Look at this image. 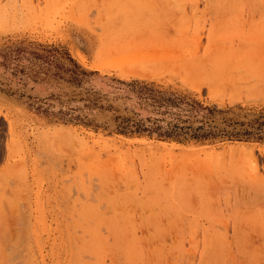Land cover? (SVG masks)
I'll list each match as a JSON object with an SVG mask.
<instances>
[{
    "label": "rangeland",
    "instance_id": "1",
    "mask_svg": "<svg viewBox=\"0 0 264 264\" xmlns=\"http://www.w3.org/2000/svg\"><path fill=\"white\" fill-rule=\"evenodd\" d=\"M263 14L264 0H0V49L95 73L0 67V264H264V143L111 132L114 114L151 115L120 82L223 111L218 125L263 112Z\"/></svg>",
    "mask_w": 264,
    "mask_h": 264
},
{
    "label": "trees",
    "instance_id": "2",
    "mask_svg": "<svg viewBox=\"0 0 264 264\" xmlns=\"http://www.w3.org/2000/svg\"><path fill=\"white\" fill-rule=\"evenodd\" d=\"M66 56L72 64L71 69H64L61 64L56 63L49 55L48 50L38 53L25 49H0V67L11 69L13 77L26 75L27 77L31 76V80L37 81V72L25 73V70L18 68V63L22 59L33 60L39 66L63 71L64 74L68 75L67 82L73 85H79L84 77L95 74L81 69L71 57ZM120 84L125 86L126 93L133 96L137 103L151 115L144 119H135L114 114L115 127L111 132L117 135L155 137L158 141L178 144L186 142L204 143L224 139L237 142L264 143V111L246 122H237L221 117V124L218 125L216 123L217 115L224 114L223 111L204 107L197 101L189 100L175 93L159 91L147 84L138 82H120ZM82 100L85 102L83 107L88 110H112L111 105L100 104L98 98L86 97ZM29 106L34 108L32 104ZM35 110L45 117L56 118L65 124L82 125L86 128L99 127L87 116L75 115L76 110L72 108L66 111L59 109L56 113L50 112L43 106L35 107Z\"/></svg>",
    "mask_w": 264,
    "mask_h": 264
},
{
    "label": "bare ground",
    "instance_id": "3",
    "mask_svg": "<svg viewBox=\"0 0 264 264\" xmlns=\"http://www.w3.org/2000/svg\"><path fill=\"white\" fill-rule=\"evenodd\" d=\"M264 15V14H263ZM261 29V28H260ZM260 35V34H259ZM260 38V37H259ZM264 43V42H263ZM263 46V45H262ZM263 48H264V46H263ZM262 49V48H261ZM264 54V53H263ZM264 56V55H263ZM263 56H262V58H263ZM124 76V75H123ZM113 166V165H112ZM253 166V165H252ZM255 166V165H254ZM114 167H115V165H114ZM254 170V169H253ZM256 171H257V169H255ZM250 172V171H249ZM252 172V171H251ZM253 175H255V176H253V177H256L257 175L256 174H253ZM3 209V208H2ZM182 212V211H181ZM194 217V216H193ZM263 221V220H262ZM263 223V222H262ZM264 225V224H263ZM262 228V227H261ZM263 229V228H262ZM262 231V230H261ZM214 232V231H213ZM263 232H264V230H263ZM214 235V234H213ZM220 235V234H219ZM259 237V236H258ZM220 239H221V236H220ZM209 240V239H208ZM207 240V241H208ZM217 240V239H216ZM98 241V240H97ZM262 248H263V246H262ZM264 261V260H263Z\"/></svg>",
    "mask_w": 264,
    "mask_h": 264
}]
</instances>
